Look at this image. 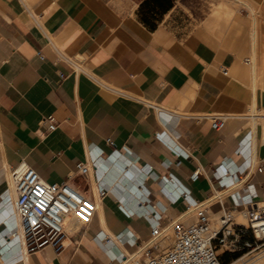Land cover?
Segmentation results:
<instances>
[{
    "label": "crops",
    "instance_id": "obj_1",
    "mask_svg": "<svg viewBox=\"0 0 264 264\" xmlns=\"http://www.w3.org/2000/svg\"><path fill=\"white\" fill-rule=\"evenodd\" d=\"M148 1L154 28L138 18ZM164 4L0 0V264L23 254L6 236L21 163L48 183L72 173L97 210L85 234L13 264H142L155 213L166 225L196 201L211 219L245 210L219 196L215 171L242 164L240 149L264 162V0Z\"/></svg>",
    "mask_w": 264,
    "mask_h": 264
},
{
    "label": "built area",
    "instance_id": "obj_2",
    "mask_svg": "<svg viewBox=\"0 0 264 264\" xmlns=\"http://www.w3.org/2000/svg\"><path fill=\"white\" fill-rule=\"evenodd\" d=\"M224 73L228 74V71ZM207 117L217 130L223 128L228 120L226 115ZM42 122L47 125V132L57 128L53 116L43 118ZM240 153L245 161L236 165L231 158H226L216 169L215 178L221 189L219 196L226 192L233 197L235 206H245L243 213L247 222H237L231 212H225L221 217V226L214 230L207 205L197 201L189 212L166 225L161 223V216L155 213L150 216V238L142 245V250L147 252L145 264H223L217 244L233 254L262 251L264 205L260 206L258 200L264 198V162L255 155L246 158L242 149ZM90 171L88 162L77 164V173L87 177ZM148 173L152 175L150 170ZM199 174L200 170H196L192 179L196 180ZM10 176L16 196L10 210L13 222L6 236L22 246L23 254L8 260V264L47 246H63L67 236L79 234L81 228L92 222L97 201L71 184L72 173L61 183H48L33 166L21 163L12 170ZM7 196L4 198L5 203ZM183 196L188 198L189 193L183 192ZM7 208L10 209L5 204L4 209ZM170 231L175 236L174 242L167 250H163L162 241L169 236ZM125 234H120L119 238L130 243ZM136 241L135 238L132 243ZM154 250L157 252L153 253Z\"/></svg>",
    "mask_w": 264,
    "mask_h": 264
},
{
    "label": "rangeland",
    "instance_id": "obj_3",
    "mask_svg": "<svg viewBox=\"0 0 264 264\" xmlns=\"http://www.w3.org/2000/svg\"><path fill=\"white\" fill-rule=\"evenodd\" d=\"M150 7L149 6H145V9L140 8L139 12H138V18L141 22H144V19L147 18V16H150L149 11H150ZM148 13V14H146ZM154 18H150L148 19V21L153 22ZM262 121V120H260ZM193 214V213H192ZM224 214L222 213V216ZM234 218H237V216H239V213L236 214H231ZM237 215V216H236ZM221 218H219V216H214L211 219V222L213 224V226H216V228L214 230H216L217 228H219L221 226ZM246 223V222H245ZM86 229L85 227L81 228L79 230V235L85 234ZM175 236L172 234V232L169 233V236L165 238V240L162 241V249L163 250H167L174 242ZM217 251L218 254H220L221 256V260L222 261H229V264H264V248L262 249V251L257 250V251H251V252H242V253H237V254H233L230 253L229 251H225V247L220 246L219 244H217ZM144 261L142 262V264H145V260H146V256H143Z\"/></svg>",
    "mask_w": 264,
    "mask_h": 264
},
{
    "label": "trees",
    "instance_id": "obj_4",
    "mask_svg": "<svg viewBox=\"0 0 264 264\" xmlns=\"http://www.w3.org/2000/svg\"><path fill=\"white\" fill-rule=\"evenodd\" d=\"M150 2H152L154 6L165 7L164 2H166V0H150ZM146 5L147 6L150 5L149 4V1L146 2V3H144V5L142 6V9H144ZM150 18L151 17L147 16V18L144 19V22L143 23H145L146 25H148L150 28H154L155 25H156V23H155L156 19L154 18L155 20L153 19L154 21L153 22H150V21H148V19H150ZM222 263L223 264H229V261H222Z\"/></svg>",
    "mask_w": 264,
    "mask_h": 264
},
{
    "label": "bare ground",
    "instance_id": "obj_5",
    "mask_svg": "<svg viewBox=\"0 0 264 264\" xmlns=\"http://www.w3.org/2000/svg\"><path fill=\"white\" fill-rule=\"evenodd\" d=\"M12 182H13V180H12ZM13 188H14V184H13ZM14 200V199H13ZM258 203H259V205L260 206H263L264 205V198H261V199H259L258 200ZM232 214V213H231ZM234 214V213H233ZM222 217V214L220 215V217L219 218H221ZM239 218L242 220V222H247V217L245 216V214L243 213V212H241V213H239ZM241 220H239V221H241ZM221 222V221H220ZM212 227H213V229H215L216 228V226H213V224H212ZM218 229V228H217ZM216 229V230H217ZM170 232H172V231H170ZM169 232V233H170ZM127 237V239H132V236H129V235H126ZM136 255H133L132 257H135ZM140 262V261H139ZM128 263V262H127ZM235 263V262H234ZM234 263H232V264H234Z\"/></svg>",
    "mask_w": 264,
    "mask_h": 264
}]
</instances>
